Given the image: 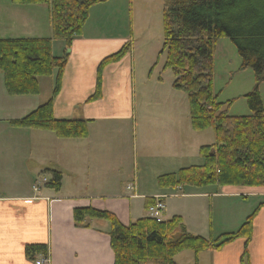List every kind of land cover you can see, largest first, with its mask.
<instances>
[{"label": "crops", "instance_id": "crops-1", "mask_svg": "<svg viewBox=\"0 0 264 264\" xmlns=\"http://www.w3.org/2000/svg\"><path fill=\"white\" fill-rule=\"evenodd\" d=\"M114 2L110 0L91 9L82 34L74 39L69 51L62 89L56 98L52 76L39 79L38 94L12 96L0 72V264H36L43 259H48L47 264H115L111 223L95 219L89 220L87 226L76 225L75 210L92 207L111 212L120 219L122 208H126L132 220V215L137 213L133 201L144 200L146 215L142 218H145L148 217L147 200L157 198L166 205L164 221L182 217L187 233L198 236L204 232L206 239L216 240L222 235L237 233L254 217L250 242L237 239L219 251L198 255L185 251L176 256V264H264V188L159 187L158 179L162 176L204 166L200 150L207 144L202 145L205 139L194 135L190 114L189 117L185 114L178 97L184 93L173 86L166 88L160 82L144 87L143 112L140 117L137 115L133 106L135 77L131 44L123 35L109 32L113 24L98 25L97 18L102 20V12ZM92 18L97 23L90 28L88 23ZM49 38H52L49 6H23L12 0H0V40ZM126 47L128 53L120 61L106 65L100 75L103 61ZM52 50L54 56L62 57L66 43L54 40ZM150 93L155 95L153 102ZM50 101L57 120L87 123V136L63 139L52 131L16 125ZM130 120L137 168L127 186L128 191L132 187V192L124 198L119 191L127 171ZM195 147L199 158L190 155ZM55 172L62 175L60 190L49 185ZM36 186L39 191H35ZM188 198L211 199L212 204L220 199L224 205L243 199L248 205L227 210L218 236L214 217L205 228L200 225L201 232L196 230L197 226H191L180 203ZM108 199H127L129 203L124 201L102 209L95 206L96 201ZM28 245H46L48 256L29 259L25 252ZM246 245L247 256H244Z\"/></svg>", "mask_w": 264, "mask_h": 264}, {"label": "trees", "instance_id": "trees-1", "mask_svg": "<svg viewBox=\"0 0 264 264\" xmlns=\"http://www.w3.org/2000/svg\"><path fill=\"white\" fill-rule=\"evenodd\" d=\"M110 0H12L16 5H47L51 11L53 36L49 39L0 40V72L12 96L36 95L39 79L54 77V98L61 89L73 41L82 34L90 10ZM165 70L175 76L174 89L184 93L190 104L191 124L196 132L213 129L216 143L204 146L200 155L204 166L191 167L158 179L160 188L181 189L186 186H232L264 188V103L259 87L264 83V0H164ZM229 38L242 58L241 70L252 69L256 87L246 95L251 114L232 116L228 103L219 102L214 91V59L217 43ZM54 40L66 43L65 54L56 57ZM129 51L124 48L100 66L120 61ZM100 77L98 96L100 93ZM95 98V97H94ZM20 128L54 132L63 139L85 138L87 123L57 120L53 101L16 123ZM56 190L62 175L53 173L49 183ZM155 203L146 202V211ZM111 223V247L115 264H176L177 255L185 251L200 254L219 251L237 239L253 236L251 216L237 233L218 239L194 236L184 230L182 217L157 222L145 217L130 225L122 224L111 212L92 207L74 212L76 225L87 226L89 220ZM181 234L178 238L177 236ZM29 259L48 256L46 245H28ZM244 256H247V245Z\"/></svg>", "mask_w": 264, "mask_h": 264}, {"label": "rangeland", "instance_id": "rangeland-1", "mask_svg": "<svg viewBox=\"0 0 264 264\" xmlns=\"http://www.w3.org/2000/svg\"><path fill=\"white\" fill-rule=\"evenodd\" d=\"M114 4H111L100 15L102 20H98V25L101 27L104 25L113 24V30L109 31L112 34H121L128 39L131 44V57L133 64V73L135 77L133 106L140 117L143 112V88L152 87L155 83H163L164 87L170 88L175 83V76L169 69L165 70L166 55L161 54L164 47V0H114ZM91 11V10H90ZM96 18V16H93ZM97 23L94 18L88 23L91 28ZM91 25V26H90ZM52 36H53V27ZM88 28V29H90ZM242 58L239 55L238 49L235 44L229 38L220 39L216 46L215 59H214V91L219 95V102H230L229 114L232 116H247L251 114L248 101L245 98L246 95L254 91L256 87L255 74L252 69L241 70ZM260 94L264 100V83L259 87ZM152 94V95H151ZM179 99L182 100V106H184L185 114L189 117L190 104L185 94H178ZM152 102L155 99V95L150 93ZM178 99V101H179ZM181 105L180 101L178 103ZM127 136H128V150H127V171L123 176L122 186L119 191V195L126 198L130 196L131 190H127V186L132 181V176L136 172L135 161V147H134V134H133V121L128 122ZM194 135L205 139V143L202 145L210 146L216 143V134L213 129H209ZM192 158H199V150L197 147L191 151ZM129 200H98L95 202L97 208H113L115 205H121ZM180 203L183 207V213L185 214L188 222L191 226H197L198 232H201L200 225L206 227V223H211V217L213 223H215L216 231L220 236V222L225 221L227 210L230 212L234 209H239L242 206H246L245 200L240 199L238 201L231 200L229 203L225 202L220 204V199H215L213 204L211 199L202 200L200 198H188L181 200ZM100 204V205H99ZM179 204V203H177ZM135 210L133 219H130V215L126 208H122L123 215L120 218L124 224H130L136 222L145 216L144 212V200L133 201ZM221 207V211H220ZM120 208V207H118ZM225 210V214L223 213ZM165 218V217H164ZM119 219V218H118ZM119 219V220H120ZM199 222V224H198ZM204 222V224H200ZM202 233L198 236L208 237Z\"/></svg>", "mask_w": 264, "mask_h": 264}, {"label": "built area", "instance_id": "built-area-1", "mask_svg": "<svg viewBox=\"0 0 264 264\" xmlns=\"http://www.w3.org/2000/svg\"><path fill=\"white\" fill-rule=\"evenodd\" d=\"M47 180L43 179V183L47 184ZM130 190L132 189V187L129 188ZM40 188L38 186L35 187V191H39ZM155 203L149 207V209L147 210V215L148 217L155 219L157 222H163V213L166 209V205L164 203V201L162 199H154ZM48 263V259H43L41 261H37L36 264H47Z\"/></svg>", "mask_w": 264, "mask_h": 264}]
</instances>
